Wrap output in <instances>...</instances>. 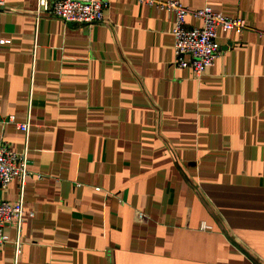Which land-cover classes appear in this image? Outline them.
Returning <instances> with one entry per match:
<instances>
[{"label": "crops", "instance_id": "0c3cea01", "mask_svg": "<svg viewBox=\"0 0 264 264\" xmlns=\"http://www.w3.org/2000/svg\"><path fill=\"white\" fill-rule=\"evenodd\" d=\"M106 1L92 26L0 10V133L28 163L0 264H264V0H164L249 27L200 79L173 14Z\"/></svg>", "mask_w": 264, "mask_h": 264}, {"label": "built area", "instance_id": "2783aa9c", "mask_svg": "<svg viewBox=\"0 0 264 264\" xmlns=\"http://www.w3.org/2000/svg\"><path fill=\"white\" fill-rule=\"evenodd\" d=\"M142 6L156 8L175 16L174 66L178 70L191 69L196 78L215 65L221 55L217 43L219 32H235L242 35L249 27L242 18H231L215 12L211 7L200 10H190L178 1L164 0H126ZM38 15L46 14L62 20L65 24L92 26L102 24L104 12L108 7L106 0H38ZM6 0H0V10H3ZM192 17L201 23L200 27L189 28L187 18ZM1 45L8 42H0ZM3 125L12 124L16 130L27 132L26 124H18L14 118L4 120ZM28 163L24 156L13 152L0 133V190H6L18 179L21 182L28 176ZM34 214L31 213V216ZM24 209L21 201L9 203L0 200V247L10 242L6 227L15 222L18 227L24 223ZM20 247V243L18 244Z\"/></svg>", "mask_w": 264, "mask_h": 264}]
</instances>
